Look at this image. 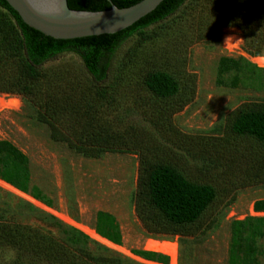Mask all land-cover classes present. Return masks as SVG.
Returning a JSON list of instances; mask_svg holds the SVG:
<instances>
[{"label": "rangeland", "instance_id": "rangeland-1", "mask_svg": "<svg viewBox=\"0 0 264 264\" xmlns=\"http://www.w3.org/2000/svg\"><path fill=\"white\" fill-rule=\"evenodd\" d=\"M186 7L187 20L176 22L163 36L145 42L134 36L121 44L110 61L108 77L121 71L116 95L109 104L95 102L92 106L101 119L99 126L107 125L115 138L127 137L135 148L83 156L69 149L66 142L51 138V129L38 120L36 107L27 99L20 97L22 107L18 110L0 112V140L26 155L31 184L51 202L47 206L0 180V206L5 204L16 221L54 233L21 208L22 202L139 264H157L132 253L149 251L145 249L147 241L174 243L175 264H183L181 253L185 264H224L230 223L264 217V212L254 211V203L264 200L263 151L229 132L231 117L243 103L264 101V77L260 75L257 84L245 89L217 84L221 58H244L255 65L259 58L246 53L240 30L217 25L218 16L207 0H187ZM228 38L231 40L226 41ZM47 66L72 69L77 76L83 71L80 59L72 53L54 58ZM153 69L166 70L178 80L180 91L174 99L154 100L144 90L141 78ZM83 81L76 80L78 88L84 86ZM15 97L19 96L0 94L3 100ZM140 152L168 161L190 181L215 188L217 201L205 217L204 232L187 238L145 232L133 203ZM99 211L114 216L120 245L96 234ZM13 261L12 250L0 249V264Z\"/></svg>", "mask_w": 264, "mask_h": 264}, {"label": "trees", "instance_id": "trees-1", "mask_svg": "<svg viewBox=\"0 0 264 264\" xmlns=\"http://www.w3.org/2000/svg\"><path fill=\"white\" fill-rule=\"evenodd\" d=\"M139 1L67 0V5L71 10L97 12L109 10L110 4L126 8ZM186 1L164 0L150 14L115 34L56 40L26 26L0 0V94L27 99L36 107L38 120L51 129V138L66 142L69 149L83 156L133 149L135 143L127 142V137L115 138L107 125L99 126L101 119L92 106L95 102L109 104L116 95L121 71L115 70L108 77L110 61L121 44L134 36L143 42L158 38L165 31H171L176 22H185ZM207 3L217 14L216 23L221 29L241 31L242 46L250 57L262 56L264 0H207ZM66 53L80 59L83 71L78 76L72 69L47 66L49 61ZM260 75L264 77V69L244 58L223 57L218 64L217 84L245 89L257 84ZM78 78L84 79L81 88L76 82ZM141 85L154 100L160 101L174 99L180 91L178 80L166 70L147 71ZM152 122L155 124V120ZM229 132L261 147L264 163L263 100L243 103L231 117ZM140 153L133 203L145 232L180 238L204 232L205 217L217 201L215 188L190 181L166 160ZM262 176L264 181V171ZM0 180L51 205L39 188L31 184L26 155L6 140H0ZM19 206L54 233L44 227L20 223L9 215L5 204L0 206V249L14 252L13 264H139L63 225L51 215L22 202ZM254 211L264 212V200L254 203ZM94 229L112 244H121L120 229L113 215L97 212ZM229 234L224 264H264V217L234 220ZM132 253L149 262L168 264V257L160 253L141 250ZM180 258L185 264L182 253Z\"/></svg>", "mask_w": 264, "mask_h": 264}, {"label": "water", "instance_id": "water-1", "mask_svg": "<svg viewBox=\"0 0 264 264\" xmlns=\"http://www.w3.org/2000/svg\"><path fill=\"white\" fill-rule=\"evenodd\" d=\"M4 1L29 28L52 39L73 40L121 32L150 14L164 0H141L126 8L110 4L109 10L97 12L71 10L67 0Z\"/></svg>", "mask_w": 264, "mask_h": 264}, {"label": "bare ground", "instance_id": "bare-ground-1", "mask_svg": "<svg viewBox=\"0 0 264 264\" xmlns=\"http://www.w3.org/2000/svg\"><path fill=\"white\" fill-rule=\"evenodd\" d=\"M257 66L264 69V56L257 59ZM15 103H16V101L13 99L3 100L0 98V112L3 110L14 109ZM87 233L90 236L96 238V236H95V234H93V232L87 231ZM145 249L152 251V252L162 253V254L169 257L170 264H175L177 249H176V246L174 243L147 241L145 244Z\"/></svg>", "mask_w": 264, "mask_h": 264}, {"label": "clouds", "instance_id": "clouds-1", "mask_svg": "<svg viewBox=\"0 0 264 264\" xmlns=\"http://www.w3.org/2000/svg\"><path fill=\"white\" fill-rule=\"evenodd\" d=\"M228 40H231V38H228L226 41H228ZM226 41H225V43H226ZM15 101H16L15 108L18 110L19 108L22 107V99L20 97H15Z\"/></svg>", "mask_w": 264, "mask_h": 264}]
</instances>
